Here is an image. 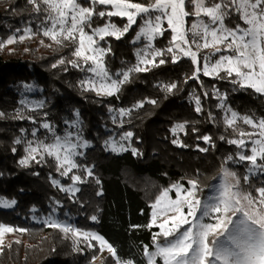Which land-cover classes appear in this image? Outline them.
I'll use <instances>...</instances> for the list:
<instances>
[{"label":"trees","instance_id":"trees-1","mask_svg":"<svg viewBox=\"0 0 264 264\" xmlns=\"http://www.w3.org/2000/svg\"><path fill=\"white\" fill-rule=\"evenodd\" d=\"M95 10L106 13L111 7L97 4ZM186 10L193 12L194 6L189 4ZM47 16L27 0H0V201L12 205L0 208V224L24 230H14L0 240V264H116L111 255L99 259L96 242L79 243L59 228L36 222L48 217L102 236L122 261L146 264L145 248L153 250L158 232L150 227L152 207L166 189L188 188L194 180L197 195L203 196L227 169L236 173L241 192L258 195L264 174H250V162L239 160L241 153L250 155L252 147L249 137L239 133L256 130L239 117L264 118V95L233 84L235 76L225 72L208 77L201 71L192 78L196 66L191 59L181 57L174 63L173 53L167 51L172 47L168 29L153 42L152 52L163 54L152 64L139 63L144 43L134 40L146 18L137 17L119 40L106 36L98 45L105 49L103 61L112 79L122 80V74L135 67L147 70L130 71L119 92L99 97L82 83L87 72L73 54L78 41L57 44L43 35L51 27ZM195 21V16L186 18V28ZM108 23L122 30L128 21L95 15L91 28L85 30L91 34L92 28ZM225 23L245 26L235 14ZM207 55V50L198 53L201 68ZM73 61L79 66H73ZM173 84L176 87L169 91ZM25 99L39 107L23 108ZM233 111L238 118L229 127L226 120ZM116 112L123 115L115 116ZM68 133L88 145L69 174L62 175L64 170L52 156L31 155L33 146L49 145ZM127 133L132 135L125 151H106L109 138ZM239 139L246 142L243 148L229 143ZM25 159L27 163L21 164ZM72 176L80 177L74 195L66 191L74 185Z\"/></svg>","mask_w":264,"mask_h":264},{"label":"snow or ice","instance_id":"snow-or-ice-1","mask_svg":"<svg viewBox=\"0 0 264 264\" xmlns=\"http://www.w3.org/2000/svg\"><path fill=\"white\" fill-rule=\"evenodd\" d=\"M87 2L90 3L88 7L83 6L80 0H28V3L34 5L36 12L48 13L47 19L51 21V27L46 28L44 36L50 37L57 44H62L63 41L73 43L78 41L73 54L85 64L90 61L92 66L86 70L99 78L98 81L89 80L82 83L88 84L98 94L112 95L119 92L120 86L128 81L130 71L147 69L135 67L129 72H124L122 80L112 79L103 61L105 49L99 47L94 37L99 36L103 40L106 36H114L119 40L136 23L137 17L147 16L148 18L144 20L145 26L141 27L137 39L144 36L152 40L157 34L162 35L165 30L163 24L166 22L168 29L173 33L172 47H169L167 51L173 53L174 63L181 58L177 53L191 59L192 64L196 66L192 78H198L197 74L201 71L205 76H219L220 72H225L228 77L235 76L236 79L232 80L233 84L239 83L241 88H251L256 93L264 95V0H149L147 4L132 2V0H87ZM97 4L110 6L111 10L106 13L104 11L97 13L95 10ZM189 4L194 6L193 12L186 10ZM233 14L237 15L245 26L241 23H237L235 27L227 26L225 20ZM95 15L126 17L128 23L122 30L115 24L108 23L103 27L92 28L89 34L85 29L91 28ZM190 16H195L196 21L192 23L191 28H186V18ZM202 16L207 17L208 22L201 19ZM58 26L59 30H57ZM25 32L30 33L31 29H25ZM189 32L192 36L191 40L188 37ZM24 38L20 37V39ZM12 42L11 39L8 41V43ZM193 45L197 51H193ZM201 48H211L214 50L213 54L222 50L231 54L221 55L215 63L207 62L208 58L205 57L206 62L201 68L198 66V50ZM162 54L160 51L155 52L156 56ZM140 62L154 63L144 59ZM72 63L73 66H79L75 61ZM160 63L164 61L161 60ZM175 87L176 85L173 84L168 90L171 91ZM196 111H200L198 99ZM237 118L238 114L233 111L226 123L232 127ZM239 118L256 130L239 133L241 137L248 136L252 144L251 154L241 153L239 160L250 162L252 165L250 172L253 169L264 170V163H257L258 158L264 161V118L259 121L249 116ZM44 127L47 128L48 125L45 124ZM131 135L132 133H127V137ZM252 137L257 138L252 139ZM203 139L207 142L210 137L205 136ZM174 143L178 142L174 141ZM229 143L243 148L246 142L244 139H239L230 140ZM41 147L48 155H55L57 160H61L59 152L61 148L64 149L65 155L61 166L66 164L68 168L62 175H67L71 169L77 167L71 159L76 155L72 149H75L77 145H62L60 138L57 137L55 144L41 145ZM37 150V148L29 149L30 153H36ZM133 152L135 154V149ZM228 159L231 160L232 157L229 156ZM20 163L26 164L27 159L21 160ZM89 175H91L90 170ZM223 177L218 195L212 197L214 202H205L203 205L199 199H196L197 182L194 180L189 181L192 185L190 190H182L181 186L173 185L176 189L175 200L168 196L169 190L166 189L161 193L153 205V223L157 218L158 207L161 214L166 215L171 212L173 215L159 224L161 232L153 237L155 241L157 236L163 235L165 243L163 245L156 243L154 252H149L147 247L145 248L148 264H157V257L163 260V264H264V187L257 188L258 195L253 196L250 192L239 190L240 181L235 172L224 169ZM229 177L235 183H230ZM71 179L73 183L80 181L79 176H72ZM244 179L247 182L248 176ZM69 191H76V189L70 188ZM4 206L9 205L4 202ZM197 212H200L201 217L209 216L210 213L219 215L215 217L216 223L206 224L199 222ZM237 214L240 215L234 221L233 217ZM189 217L192 219L189 220ZM92 219L95 220L96 217L93 216ZM169 222L171 226H167ZM184 225L190 226L182 231ZM49 226L77 237L83 236L85 239L98 241L101 250L107 249L115 258L116 264H133L131 260L122 261L116 248L102 236L81 232L70 225L51 223ZM14 230L24 231L0 224V233ZM168 237L173 239L168 240ZM209 237L214 238L209 240ZM221 237L224 239H220Z\"/></svg>","mask_w":264,"mask_h":264},{"label":"rangeland","instance_id":"rangeland-1","mask_svg":"<svg viewBox=\"0 0 264 264\" xmlns=\"http://www.w3.org/2000/svg\"><path fill=\"white\" fill-rule=\"evenodd\" d=\"M84 1H87V0H80L81 3L84 2ZM85 7H87V6H85ZM120 18H126V17H120ZM144 18L147 19L148 17L147 16H144ZM201 19H203L205 22H208V18L207 17H203L202 16ZM144 26H145V24H144ZM185 27H186V25H185ZM163 28L164 29H168L166 22L163 24ZM57 30H59V26H58ZM168 30H170V29H168ZM172 35H173V33H172ZM161 36H162L161 34H157L152 40H149L147 37H144V36H141L139 39H137V37H136V39L134 40V43H138V44L141 43V42L144 43L143 51L138 54V61H139V63H141L140 62L141 59H144V60H147V61H154L155 60L156 55L154 54V52H152L153 42H154V40L156 38L161 37ZM188 37L191 40L192 36H191V33L190 32L188 33ZM94 38L97 40V43H98V40H100L99 36H96ZM171 41H172V39H171ZM42 45H44V44L42 43ZM221 47L223 48L224 46H221ZM192 48H193V51H197L195 45H193ZM204 50H207L208 51V55L206 57L208 58L207 62H209V63H215V61L213 60V56H216V55H218L220 53L228 52V51H223L222 50L219 53L213 54L214 53V50L213 49H211V48H208V49L201 48V49L198 50V53L199 52H202ZM177 54L180 55V57H184L180 53H177ZM230 54L231 53L229 52L226 55H230ZM184 58H188V57H184ZM77 61H78V63L85 70L88 67L92 66V64H91L90 61L88 62V64H85V62L83 60L79 59V58H77ZM141 64L146 65V64H152V63H141ZM86 72H87V76L85 78V81H89V80L98 81L99 80V78L96 77L92 72H89L87 70H86ZM213 76H216V75H208V77H213ZM105 82L107 83V82H110V81H105ZM85 85H86V87L88 89L92 90L88 84L85 83ZM93 91H95V93L99 97H109V96H111V95H106V94H98L96 90H93ZM113 94H115V93H113ZM22 105L24 106L23 108L29 109V110H34V109H36V108L39 107V105L37 103H35V102H33V101L29 100V99L23 100L22 101ZM122 115L123 114L121 112H116L115 113V116L121 117ZM56 138L57 137H55L53 139V141L49 145L55 144L56 143ZM129 140H130V137H127L126 135H122L120 138H115L113 136V137L109 138L106 141L104 147H105L106 151L111 152V153H114V154H118V153H121V152H123V151L126 150V146L128 145ZM60 143L62 145H65V146H67L68 144L77 145V147L75 149H72V151H74L76 153V155H74V156L71 157V159L73 160L74 163H75V160L77 158L81 157L83 155V153L85 152V150L88 148V145H87L86 142L81 141L76 136V134H71V133H68L64 137L60 138ZM41 145H43V144H37V145L33 146L32 148H37L38 149L37 152H36V154L42 153V154L48 155L44 151L43 147H41ZM31 155H33V153H31ZM59 155L61 157V160H57L55 155H51V156L56 160L57 164L65 171L68 168V165L65 164V165L61 166V161L63 159V156L65 155V152H64V149L63 148L60 149ZM257 163L258 164L264 163V161H260L259 158H258ZM74 169L75 168L71 169V171L74 170ZM251 169H252V165H251ZM71 171H69L68 174ZM250 174H252V175H263L264 174V170H261V169H253L250 172ZM223 180H224V177H223V174H222L216 181L213 182V184L208 188L207 192L203 196H198L197 195V193H198V187H197V189H196V199H199L201 201V204L202 205L205 202H214V201H212V197L218 195V189H219L221 183L223 182ZM228 180H229L230 183H235V181L231 177H229ZM178 186H180V185H178ZM70 188L71 189H76V191H69ZM70 188L66 189V191L68 193L73 194V195L77 193L78 188L76 186V183H74V185H72ZM181 188H182V190H190L192 188V185H190L188 188H185V187L181 186ZM168 196L172 200H175L176 199V189L174 187L171 188L168 191ZM4 202L5 201H0V208H10L12 206L9 203H7L9 206H4ZM153 211H154V209L152 207V211H151V222H150V225L151 226L150 227L151 228H157L158 229L157 234H158V233L161 232V229L159 227V224L163 223L164 220L167 219V217L173 215V213L168 212L166 215L161 214L160 208L158 207L156 209V211H157V218H156L155 223H153ZM184 211H185V213L187 212V208L186 207H185ZM217 215H219V214L218 213H210L209 216L201 217L200 212H197V219L199 220L200 223L214 224V223H216L215 217ZM229 215H231V214H229ZM239 215L240 214H237V216H234L233 217V220L236 221L237 218L239 217ZM191 219L192 218L189 217V220H191ZM36 222H38V223H44L45 225H48V226L51 223H58V224L66 225L65 223L59 222L55 217H48V218H45V219H41L40 221L36 220ZM167 226H171V222H169V225H167ZM189 226L190 225H184L181 230L183 231L184 229H187ZM229 227H231V225ZM10 233L11 232L0 233V240L3 239L4 237H6L7 235H9ZM67 234L71 235L72 238L75 241L79 242V243H86V244H89L90 245L92 242H96L98 244V246L100 247L99 242L96 241V240L85 239L83 236L77 237V236L72 235L71 233H67ZM213 238L214 237H209V240H211ZM167 239L168 240H171V239H173V237H168ZM220 239H224V237H221ZM156 243H159V244L163 245L165 243V237L163 235H159V236L156 237V240L155 241L153 239V242H152V249L153 250H148L149 252H154L156 250L155 249ZM100 249H101V247H100ZM109 255H111V254L107 251V249H103V250H101V255H100L99 259L105 258V257H107ZM144 258H145L146 264H148V258L145 255H144ZM157 264H163V260L161 258H159V257H157Z\"/></svg>","mask_w":264,"mask_h":264},{"label":"built area","instance_id":"built-area-1","mask_svg":"<svg viewBox=\"0 0 264 264\" xmlns=\"http://www.w3.org/2000/svg\"><path fill=\"white\" fill-rule=\"evenodd\" d=\"M27 3H28V0H27ZM29 5H31L30 3H28Z\"/></svg>","mask_w":264,"mask_h":264}]
</instances>
